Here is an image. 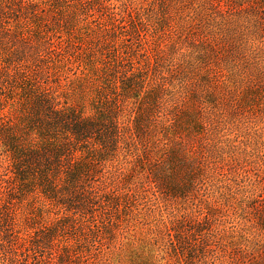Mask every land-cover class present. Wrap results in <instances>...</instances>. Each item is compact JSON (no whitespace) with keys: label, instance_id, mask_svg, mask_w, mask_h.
I'll list each match as a JSON object with an SVG mask.
<instances>
[{"label":"rangeland","instance_id":"374dc122","mask_svg":"<svg viewBox=\"0 0 264 264\" xmlns=\"http://www.w3.org/2000/svg\"><path fill=\"white\" fill-rule=\"evenodd\" d=\"M0 264H264V0H0Z\"/></svg>","mask_w":264,"mask_h":264},{"label":"trees","instance_id":"16d2710c","mask_svg":"<svg viewBox=\"0 0 264 264\" xmlns=\"http://www.w3.org/2000/svg\"><path fill=\"white\" fill-rule=\"evenodd\" d=\"M234 70H232V71H234V72H236V71H238L239 72V77H238V79H239V81L241 82V83H247V82H249V83H252V74H248L247 72H240V70H237V68L236 67H234L233 68ZM174 100H175V102H174ZM172 99V104L171 105H173V103H176V100L177 99ZM201 102H203V101H201ZM214 108H211V109H209V108H206L205 106H204V109L202 108V114H203V119H204V124H205V127L207 126V125H209V127H210V130L208 131V134L211 132V134H213L215 131V128H214V122H213V120H215L216 119V123H218V125H217V127L219 126V123L221 122V118H222V116L221 115H219V114H217V112L215 111V110H213ZM215 112V113H214ZM171 121H172V118H170V116H169V114H166V116L164 117V120H163V125L165 126H167V125H171ZM137 128V127H136ZM58 149V148H57ZM53 152H55L54 154L55 155H57V157H56V161L55 162H57V159H58V163L60 164H64V165H70V162L68 161V158H69V156L68 155H65V154H62L59 158H58V156H59V154L55 151V150H53ZM52 152V153H53ZM45 160H46V162H48L49 163V160H50V158H49V154H46V158H45ZM54 160V159H53ZM64 162H66V163H64ZM195 175V173H193L192 174V176H194Z\"/></svg>","mask_w":264,"mask_h":264}]
</instances>
